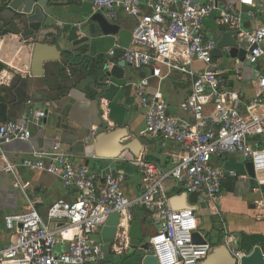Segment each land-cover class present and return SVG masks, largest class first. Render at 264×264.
I'll return each mask as SVG.
<instances>
[{
    "label": "built area",
    "instance_id": "built-area-1",
    "mask_svg": "<svg viewBox=\"0 0 264 264\" xmlns=\"http://www.w3.org/2000/svg\"><path fill=\"white\" fill-rule=\"evenodd\" d=\"M92 5L95 13H102L110 22H117L121 13L137 20L130 46L122 50L120 61L135 69H151L154 76H160L165 67L191 77L192 95L180 105L191 122L172 117L164 101L147 95L148 78L135 84L136 96L146 110L147 132L180 144L184 154L168 172L154 163L138 161L143 192L133 198L125 193L124 173L101 176L77 166L60 143L50 152L35 153L20 164L5 159L0 173L14 177V189L23 193L28 207L24 213L4 219L13 237L7 247H0V264H111L110 257L131 250L129 231L136 208L144 209L157 229L145 256L153 255L156 264H204L215 247L208 241L194 242L195 210L174 209L165 183L173 180L185 195L205 190L211 199L221 200L226 181L239 176L215 167L213 159L239 155L253 163L258 183L264 184V75L254 81V98L244 103L238 92L223 85L220 72H195L191 66L211 62L217 42L206 38L204 25L215 12L220 14L219 25L237 34L246 61L252 66L264 63V1L239 0L238 5L222 6L214 0L206 5L195 0H92ZM145 7L149 12H143ZM245 18L250 22L260 18V26L244 29ZM118 50L115 46L108 52V85L113 84L110 73L117 64ZM46 115L30 110L18 120L0 123V152L15 141H30L32 126L41 127ZM96 134L94 130L93 138ZM21 167L58 177L66 188L78 190L79 199L59 200L43 217L28 194L31 183L20 177ZM115 214L120 216L117 235L112 252L107 254L104 243L95 237ZM224 245L239 262L246 256L233 246L227 234Z\"/></svg>",
    "mask_w": 264,
    "mask_h": 264
},
{
    "label": "crops",
    "instance_id": "crops-1",
    "mask_svg": "<svg viewBox=\"0 0 264 264\" xmlns=\"http://www.w3.org/2000/svg\"><path fill=\"white\" fill-rule=\"evenodd\" d=\"M9 2L0 0V64L4 67L0 73V105L7 108L6 121L18 120L30 110L44 111L47 115L41 127L32 126L30 141H15L4 147L0 152V165L5 159L20 164L35 153L50 152L55 144L60 143L62 150L77 166L86 167L101 176L110 172L124 173L126 182L123 186L127 196H140L143 189L138 161L154 163L162 172H168L179 162L184 149L176 142L163 141L147 132L146 110L136 96L135 84L148 78L147 95L164 101L172 117L191 122L192 118L180 108L181 103L192 95L191 77L174 70L169 72L165 67L160 76H154L151 69H135L127 65L123 79L110 73L113 84L108 85L105 83L108 52L118 46L120 58L122 50L130 46L131 35L137 25L135 18L121 13L117 22H111L119 26L118 34L104 36L97 24L87 25L96 14L92 0H49L46 11L52 19L47 27L34 31L10 8ZM217 2L222 6L239 4V0ZM143 12L149 10L145 7ZM219 19L220 14L215 12L204 25L206 38L217 43L230 32L228 27L219 25ZM259 26L260 18L256 22L244 19L243 28L246 30ZM37 44L56 45L68 59L48 63L44 76L34 77L31 65ZM116 60L114 62L118 65L121 61ZM191 70L220 72L223 85L238 92L243 102L248 103L256 94L254 81L264 75V63L252 66L246 58L240 62H225L219 57H211L209 65L195 62ZM29 101L33 104L30 105ZM121 129L130 135L129 138L118 140L116 145L110 142L104 151L110 155L118 146L131 148L127 157L115 160L100 157L95 149L97 139L99 141ZM94 130L97 134L93 138ZM248 162L239 155L213 159L215 167L239 176L226 181L221 200L211 199L205 190L187 195V204L197 216L193 231L216 248L224 246L227 234L242 255L251 254L257 247L264 251V184L258 183L256 174L254 178L249 175ZM19 174L24 182L31 183L28 194L43 217L55 202L79 199L76 188H66L54 175L31 172L22 167ZM14 183L13 176L0 173L1 248L7 247L13 237L5 227V217L22 214L28 207L23 193L14 189ZM165 188L173 198L185 195L173 180H168ZM134 221L141 222L143 232L150 236L157 231L150 215L142 208L134 210ZM102 231L98 237L104 243ZM114 241L109 243V253ZM132 245L137 244L131 241ZM122 256H114V259Z\"/></svg>",
    "mask_w": 264,
    "mask_h": 264
},
{
    "label": "water",
    "instance_id": "water-1",
    "mask_svg": "<svg viewBox=\"0 0 264 264\" xmlns=\"http://www.w3.org/2000/svg\"><path fill=\"white\" fill-rule=\"evenodd\" d=\"M200 5H206L208 0H195ZM218 1V0H214ZM49 0H10L9 6L15 12H17L25 24H29L30 29L34 31H39L41 28L47 27L51 21V15L46 11ZM97 24L101 33L104 36H116L119 32V26L108 21L102 13H96L91 20L88 22V26ZM235 32H227L223 35L222 39L217 43L216 49L212 52V57H219L225 62L231 61H243L246 58V52L241 48L239 51V45L236 38ZM68 56L62 54L56 45L48 44H37L34 47L32 55V75L34 77H43L45 74V67L50 62H65ZM128 64L125 61H121L116 65L112 71L111 75L118 79L124 78V70ZM129 134L124 130H117L111 132L106 136H103L99 141L97 139V145L95 147L98 155L100 157H107L110 159H119L121 157H127V151L132 150L131 148L121 149L120 146L114 148V152L107 155L104 151L107 145L112 142L117 144V141H123L129 138ZM123 146V145H122ZM127 145H125L126 147ZM124 147V146H123ZM247 171L251 177H255V170L252 162H248L246 165ZM171 205L174 209H190L191 207L187 204V195H183L180 198L175 197L171 201ZM120 216L113 215L105 228L102 231V239L105 246V252L110 254V246L112 240L115 239L117 235V226L119 223ZM144 232L142 224L139 221H134L131 224L129 231V238L133 242L143 241ZM194 242L197 244H205L207 240L202 238L199 233L193 234ZM141 252L138 259H141L142 264H156V258L153 255H146V252H150V244H144L143 246L132 245L131 253L136 254ZM204 264H264V251L257 247L254 251L244 256L239 262L236 260L228 248L224 245L219 248H215L213 254L208 258Z\"/></svg>",
    "mask_w": 264,
    "mask_h": 264
},
{
    "label": "trees",
    "instance_id": "trees-1",
    "mask_svg": "<svg viewBox=\"0 0 264 264\" xmlns=\"http://www.w3.org/2000/svg\"><path fill=\"white\" fill-rule=\"evenodd\" d=\"M119 55V54H118ZM118 59V57L116 58ZM118 61V60H116ZM4 69V67L0 64V73L1 71ZM1 102V100H0ZM6 106L1 104L0 105V123H4L6 122V119H7V111H6ZM215 247V246H214ZM216 248V247H215ZM110 263L111 264H142V261L141 259H136L134 262H128L127 260H122V261H119L118 258H112L110 257Z\"/></svg>",
    "mask_w": 264,
    "mask_h": 264
},
{
    "label": "rangeland",
    "instance_id": "rangeland-1",
    "mask_svg": "<svg viewBox=\"0 0 264 264\" xmlns=\"http://www.w3.org/2000/svg\"><path fill=\"white\" fill-rule=\"evenodd\" d=\"M100 237H95L96 241H99ZM151 236L148 233H144V237H143V241L141 242H135L138 246H143L144 244L149 243ZM141 255V252H137L136 254L131 253L130 251L127 252L124 256H122L121 258H118L119 261L122 260H127L128 262H134L136 259L139 258V256ZM117 258V257H116Z\"/></svg>",
    "mask_w": 264,
    "mask_h": 264
}]
</instances>
